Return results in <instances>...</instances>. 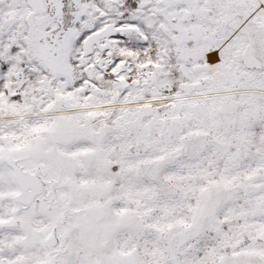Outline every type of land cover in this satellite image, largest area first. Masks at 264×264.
I'll list each match as a JSON object with an SVG mask.
<instances>
[{
	"label": "snow or ice",
	"instance_id": "6c2138e0",
	"mask_svg": "<svg viewBox=\"0 0 264 264\" xmlns=\"http://www.w3.org/2000/svg\"><path fill=\"white\" fill-rule=\"evenodd\" d=\"M0 264H264V0H0Z\"/></svg>",
	"mask_w": 264,
	"mask_h": 264
}]
</instances>
